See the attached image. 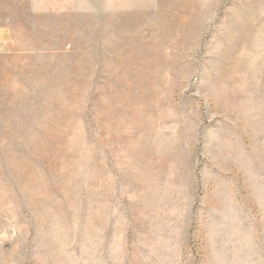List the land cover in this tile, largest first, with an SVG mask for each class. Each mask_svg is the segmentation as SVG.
Segmentation results:
<instances>
[{
	"label": "rangeland",
	"instance_id": "374dc122",
	"mask_svg": "<svg viewBox=\"0 0 264 264\" xmlns=\"http://www.w3.org/2000/svg\"><path fill=\"white\" fill-rule=\"evenodd\" d=\"M0 264H264V0H0Z\"/></svg>",
	"mask_w": 264,
	"mask_h": 264
}]
</instances>
